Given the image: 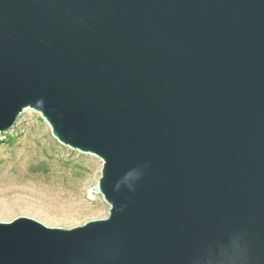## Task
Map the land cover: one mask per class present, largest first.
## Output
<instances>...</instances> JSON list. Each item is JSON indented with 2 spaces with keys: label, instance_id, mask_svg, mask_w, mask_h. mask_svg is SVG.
<instances>
[{
  "label": "water",
  "instance_id": "obj_1",
  "mask_svg": "<svg viewBox=\"0 0 264 264\" xmlns=\"http://www.w3.org/2000/svg\"><path fill=\"white\" fill-rule=\"evenodd\" d=\"M27 107L111 207L0 221V264H264V0H0V133Z\"/></svg>",
  "mask_w": 264,
  "mask_h": 264
},
{
  "label": "rangeland",
  "instance_id": "obj_2",
  "mask_svg": "<svg viewBox=\"0 0 264 264\" xmlns=\"http://www.w3.org/2000/svg\"><path fill=\"white\" fill-rule=\"evenodd\" d=\"M102 167L98 155L60 142L40 112L25 108L14 128L0 133V221L28 216L73 228L106 218Z\"/></svg>",
  "mask_w": 264,
  "mask_h": 264
},
{
  "label": "clouds",
  "instance_id": "obj_3",
  "mask_svg": "<svg viewBox=\"0 0 264 264\" xmlns=\"http://www.w3.org/2000/svg\"><path fill=\"white\" fill-rule=\"evenodd\" d=\"M247 256L243 248H241L232 258V264H246Z\"/></svg>",
  "mask_w": 264,
  "mask_h": 264
}]
</instances>
